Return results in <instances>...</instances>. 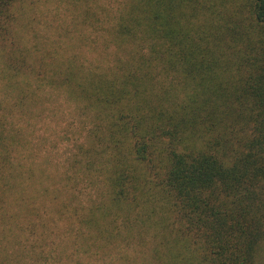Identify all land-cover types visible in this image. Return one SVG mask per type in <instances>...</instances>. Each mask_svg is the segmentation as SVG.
Returning a JSON list of instances; mask_svg holds the SVG:
<instances>
[{
  "label": "trees",
  "instance_id": "trees-1",
  "mask_svg": "<svg viewBox=\"0 0 264 264\" xmlns=\"http://www.w3.org/2000/svg\"><path fill=\"white\" fill-rule=\"evenodd\" d=\"M0 264H264V0H0Z\"/></svg>",
  "mask_w": 264,
  "mask_h": 264
},
{
  "label": "rangeland",
  "instance_id": "rangeland-1",
  "mask_svg": "<svg viewBox=\"0 0 264 264\" xmlns=\"http://www.w3.org/2000/svg\"><path fill=\"white\" fill-rule=\"evenodd\" d=\"M51 109L55 112L51 118L49 113L47 118H43L40 122L26 124L24 128L27 129L28 138L32 140L34 151L37 150L39 153L37 156L39 161H45L43 159L46 158L53 163H61L64 162V152L69 149L65 143L73 140L72 132L66 135L63 131L67 128L70 117L63 110L62 101L52 102Z\"/></svg>",
  "mask_w": 264,
  "mask_h": 264
}]
</instances>
